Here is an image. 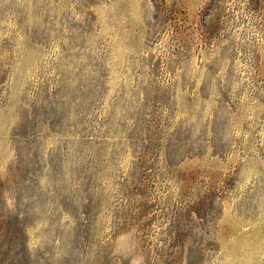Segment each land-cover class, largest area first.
<instances>
[{"label": "rangeland", "instance_id": "1", "mask_svg": "<svg viewBox=\"0 0 264 264\" xmlns=\"http://www.w3.org/2000/svg\"><path fill=\"white\" fill-rule=\"evenodd\" d=\"M0 264H264V0H0Z\"/></svg>", "mask_w": 264, "mask_h": 264}]
</instances>
